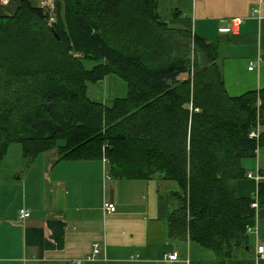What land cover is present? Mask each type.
<instances>
[{
	"label": "trees",
	"instance_id": "1",
	"mask_svg": "<svg viewBox=\"0 0 264 264\" xmlns=\"http://www.w3.org/2000/svg\"><path fill=\"white\" fill-rule=\"evenodd\" d=\"M54 13L22 0L0 15V163L14 143L28 162L56 147L105 157L116 178L175 181L168 237L232 257L264 206V179L257 207L237 189L264 146V86L228 94L217 44L160 20L157 0H55ZM108 74L126 84L111 107L87 95Z\"/></svg>",
	"mask_w": 264,
	"mask_h": 264
},
{
	"label": "crops",
	"instance_id": "2",
	"mask_svg": "<svg viewBox=\"0 0 264 264\" xmlns=\"http://www.w3.org/2000/svg\"><path fill=\"white\" fill-rule=\"evenodd\" d=\"M21 1L0 0V15H12ZM157 14L217 44L228 94L264 86V0H157ZM233 18L242 19L237 28L230 22ZM251 60L256 65L249 70ZM104 78L87 95L111 107L115 97L103 92ZM253 160L251 169L244 160L252 177L239 181L242 196L256 192L264 179V146L257 148ZM178 189L175 181L159 175L116 178L105 157L60 158L56 147L28 162L21 146L11 144L0 163V264H264L255 253L264 243V206L256 208L247 245L221 259L187 237H168V218L179 206ZM106 201L115 204V211L104 209ZM20 209L29 216L22 218ZM94 243L100 252L86 259ZM174 251L177 259H166Z\"/></svg>",
	"mask_w": 264,
	"mask_h": 264
},
{
	"label": "built area",
	"instance_id": "3",
	"mask_svg": "<svg viewBox=\"0 0 264 264\" xmlns=\"http://www.w3.org/2000/svg\"><path fill=\"white\" fill-rule=\"evenodd\" d=\"M254 12L257 11L256 9L253 10ZM242 19L241 18H233L231 19V24L234 28H237L239 26V24L241 23ZM256 65V61L255 60H251L249 62V66H248V69L249 70H252L253 67ZM258 133H259V127L257 125L256 128H254L253 130H251V132L249 133V137H257L258 136ZM247 177H252V174L251 173H247ZM256 179H260L259 176H255ZM251 196H253L255 198V201L251 204V206L253 207H257V194L256 192H254ZM115 204L112 203V202H109V201H106L104 203V209L109 211V212H113L115 211ZM19 213H20V216L22 218H25V217H28L29 216V212L26 210V209H20L19 210ZM100 252V246L98 243H94L93 244V250H92V253L87 256L86 259H92L94 258L95 256H97ZM255 253H256V256L259 257V258H264V243H261V244H258L255 248ZM166 259H168L169 261H174L177 259V252L174 251L170 254H168L166 256ZM76 264H84L83 261H77Z\"/></svg>",
	"mask_w": 264,
	"mask_h": 264
},
{
	"label": "rangeland",
	"instance_id": "4",
	"mask_svg": "<svg viewBox=\"0 0 264 264\" xmlns=\"http://www.w3.org/2000/svg\"><path fill=\"white\" fill-rule=\"evenodd\" d=\"M54 2L55 0H43V4L42 6L45 7L46 10L49 11V15H50V19L49 21L53 22L56 19V15L54 13ZM190 75H191V71H190ZM187 74H181L180 78H184L186 77ZM103 86V92L108 93L110 98H114V97H121L124 96L126 94V84L125 82L118 77L115 74H109L104 78V82L102 84ZM93 87H101V85H93V84H89L88 85V92L91 95V90L93 89ZM248 162V169H251L253 167V163L254 160L253 158L251 159H247ZM247 165V164H246Z\"/></svg>",
	"mask_w": 264,
	"mask_h": 264
},
{
	"label": "water",
	"instance_id": "5",
	"mask_svg": "<svg viewBox=\"0 0 264 264\" xmlns=\"http://www.w3.org/2000/svg\"><path fill=\"white\" fill-rule=\"evenodd\" d=\"M57 36V35H56ZM58 37V36H57Z\"/></svg>",
	"mask_w": 264,
	"mask_h": 264
}]
</instances>
